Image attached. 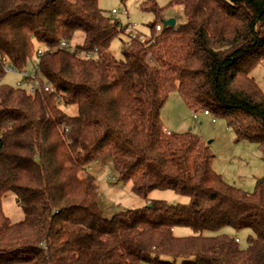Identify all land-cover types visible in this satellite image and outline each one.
<instances>
[{"label": "trees", "instance_id": "trees-1", "mask_svg": "<svg viewBox=\"0 0 264 264\" xmlns=\"http://www.w3.org/2000/svg\"><path fill=\"white\" fill-rule=\"evenodd\" d=\"M174 5L186 23L157 33L164 9L142 4L156 17L151 37L123 41L117 60L109 50L125 28L99 0H0V57L24 70L43 50L39 84L53 88L31 96L0 85V264H264V178L251 193L228 184L211 147L191 132L167 134L161 117L177 92L264 160V91L251 75L264 64V0ZM79 33L75 51L61 47ZM109 157L119 182L146 202L112 219L87 173ZM154 191L189 202L150 200ZM7 193L25 215L19 223L4 213ZM179 228L193 235L176 237ZM227 229L254 237L244 249Z\"/></svg>", "mask_w": 264, "mask_h": 264}, {"label": "rangeland", "instance_id": "rangeland-1", "mask_svg": "<svg viewBox=\"0 0 264 264\" xmlns=\"http://www.w3.org/2000/svg\"><path fill=\"white\" fill-rule=\"evenodd\" d=\"M148 1L127 0L122 3L120 0H99V7L106 16L117 19L123 28L130 24L133 27V32L138 34L141 41H148L151 37L150 27L156 21V17L152 13H147L141 9L142 4ZM152 1L164 9L160 22L175 20V28L186 23L182 6H170L173 0ZM113 10H117L118 13L112 15ZM124 10H127V15ZM129 40L126 33L121 34L119 38L113 41L109 53L117 60H124L121 52L122 42ZM83 41L84 36L79 33L72 42L71 47L74 48ZM37 47L40 48L39 45ZM251 75L264 91V64L259 65ZM19 80L18 76L6 74L4 78L0 79V85L17 88V81ZM61 108L69 116L75 117L78 114L76 107L62 106ZM161 117L164 126L171 132H191L202 138L208 145L210 143L211 150L215 155L214 170L228 184L251 193L255 190L257 182L264 178V160L259 147L248 141L237 142L234 133L228 129L223 120L216 119V122H213L215 119L213 115L206 117L203 111H199L198 119H195L193 111L186 106L179 93L174 92L170 95L162 110ZM87 173L92 175L99 183V204L107 219H112L120 212L141 209L146 205L145 200L133 193L131 183L119 182L112 158L109 157L91 165ZM149 199L163 201L169 205H183L189 202V198L179 196L172 191H154ZM3 210L13 224L24 220L25 215L13 193H7L3 198ZM224 232L239 240L241 247L244 249L248 246V239L254 237V234L249 230L237 233L227 229ZM192 235L193 232L186 228H179L175 231V236L179 238ZM164 260L170 263L173 262V260L166 258ZM184 262V260H178L177 264H183Z\"/></svg>", "mask_w": 264, "mask_h": 264}, {"label": "built area", "instance_id": "built-area-1", "mask_svg": "<svg viewBox=\"0 0 264 264\" xmlns=\"http://www.w3.org/2000/svg\"><path fill=\"white\" fill-rule=\"evenodd\" d=\"M117 10L112 11V15L117 14ZM124 13L127 15V10H124ZM164 26L158 25L156 27V32L161 33L163 31ZM125 33L128 35L129 39L135 40L137 38V33L133 32V27L129 24L125 27ZM61 47L63 49H71L72 51H75V47H69L65 42L62 43ZM55 49H49L48 52H53ZM44 55L43 50H39L37 54H35L28 62L27 67L24 70H18L15 67L11 66L10 63L2 59L0 57V63H3V71L5 74H12L15 76H18L20 78L19 81H17V88L26 89L27 93L31 96H35L39 91H44L46 93H52L53 88L52 86L46 82L43 87L39 84V77L41 75L40 73V62ZM82 56V55H79ZM86 59H93L96 56V53H86L83 55ZM194 118H198V111H193ZM204 114L209 116L211 115L208 111H204ZM213 121H216L214 119ZM167 132V131H166ZM167 134H170L167 132Z\"/></svg>", "mask_w": 264, "mask_h": 264}, {"label": "water", "instance_id": "water-1", "mask_svg": "<svg viewBox=\"0 0 264 264\" xmlns=\"http://www.w3.org/2000/svg\"><path fill=\"white\" fill-rule=\"evenodd\" d=\"M163 25H164L165 27H175L176 22H175V20L164 21V22H163ZM148 207L151 208L152 205H149Z\"/></svg>", "mask_w": 264, "mask_h": 264}, {"label": "crops", "instance_id": "crops-1", "mask_svg": "<svg viewBox=\"0 0 264 264\" xmlns=\"http://www.w3.org/2000/svg\"><path fill=\"white\" fill-rule=\"evenodd\" d=\"M205 115V114H204ZM206 117H210V116H212V115H209V116H207V115H205ZM198 119V118H197ZM214 123L216 122V121H213ZM165 127V131H167V132H169V133H173V132H171V130H169L168 128H166V126H164ZM202 139V138H201ZM203 140V139H202ZM204 141V140H203ZM209 146H210V143H209ZM211 147V146H210ZM96 185H98L97 187H99V183L98 182H96Z\"/></svg>", "mask_w": 264, "mask_h": 264}]
</instances>
